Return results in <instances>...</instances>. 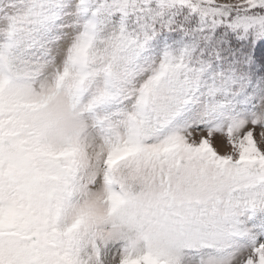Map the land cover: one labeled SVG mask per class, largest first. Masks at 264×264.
I'll use <instances>...</instances> for the list:
<instances>
[{
	"label": "snow or ice",
	"instance_id": "1",
	"mask_svg": "<svg viewBox=\"0 0 264 264\" xmlns=\"http://www.w3.org/2000/svg\"><path fill=\"white\" fill-rule=\"evenodd\" d=\"M0 264H264V0H0Z\"/></svg>",
	"mask_w": 264,
	"mask_h": 264
}]
</instances>
